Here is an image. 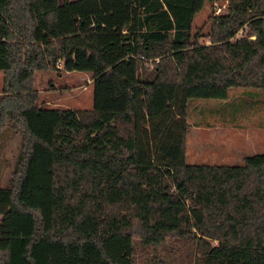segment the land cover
I'll use <instances>...</instances> for the list:
<instances>
[{
    "label": "trees",
    "instance_id": "obj_1",
    "mask_svg": "<svg viewBox=\"0 0 264 264\" xmlns=\"http://www.w3.org/2000/svg\"><path fill=\"white\" fill-rule=\"evenodd\" d=\"M206 1L0 0V151L19 136L0 264H173L179 239L197 244L186 264H264V150L233 164L185 154L190 99L264 94V0H227L199 43ZM57 59L92 72L91 107L35 103L34 71ZM110 186L141 192L127 222L96 230L100 191L119 203Z\"/></svg>",
    "mask_w": 264,
    "mask_h": 264
},
{
    "label": "rangeland",
    "instance_id": "obj_2",
    "mask_svg": "<svg viewBox=\"0 0 264 264\" xmlns=\"http://www.w3.org/2000/svg\"><path fill=\"white\" fill-rule=\"evenodd\" d=\"M226 3L227 0L206 1L194 15L192 32L198 33L199 43L210 42L208 36L201 33H205L210 28V18L213 14L226 11ZM242 31L243 29L240 28L235 35H239ZM2 85L3 71L0 69V95L4 93ZM32 90L36 92L35 103L42 106L88 108L93 104L92 72L89 70L65 69L64 65L55 61L54 67L34 71ZM213 100L219 99L192 98L189 100L187 117L193 123V127L187 135L186 161L190 163H241L244 156L263 151L264 127L260 124L264 118V94L262 89L253 86H233L229 88L226 100L221 102V107L214 112L215 114L211 113L209 109H204L206 106L211 105ZM222 126L226 134L230 132L227 137L229 143L238 147L236 152L230 146L233 150L231 156L227 155V152H221L223 148L218 144L220 140L223 142L222 138L219 139L220 134L217 133V131L222 132L220 129ZM194 132L199 138H195ZM3 145V149L0 151V185H5L8 182L19 146V136L16 134L6 138ZM236 153L239 154V157L236 156ZM102 171L108 173L106 168H102ZM145 186L146 184L141 185V187ZM141 187L136 188L134 195H132L126 193L123 188L117 189L110 186L111 197L119 202L117 207L115 204H109L110 197L104 196V192L101 190L100 203L105 206H101L98 210L94 225L95 229L107 231L111 227L127 222L128 214L131 211L130 205L139 197ZM1 198L2 196H0ZM106 207L110 211L113 208L119 210L121 216L111 219L109 213L107 215L103 213V209ZM186 223L190 224L191 220L186 219ZM173 243L175 244L173 264H186L189 257L192 258L193 255L194 257L197 255L195 241L179 239L174 240Z\"/></svg>",
    "mask_w": 264,
    "mask_h": 264
},
{
    "label": "crops",
    "instance_id": "obj_3",
    "mask_svg": "<svg viewBox=\"0 0 264 264\" xmlns=\"http://www.w3.org/2000/svg\"><path fill=\"white\" fill-rule=\"evenodd\" d=\"M225 100H226V98L219 99V100H213L212 103H211V105H209L210 107L209 106H206L204 109L205 110L209 109L211 113L212 112L214 113L215 111H217V110L220 109L221 104H222L221 102L222 101H225ZM216 117H218V115H216ZM187 119H188V117H187ZM224 119H225V116H224ZM263 120H264V118H263ZM263 120H261V122H260L261 126H263ZM192 127H193V123H191V126H190V129H189L188 133L191 131ZM220 129H221L222 132H218L217 131V133L220 134L219 135V139H221V138L223 139V142L221 140L218 141L219 146H221L223 148V149H221V152H227V155H230L231 156V155H233V150L231 149V147L234 148V150L236 152L238 150V147H236L237 145H235V144L229 143L227 137H228V135H230V132H228V134H226L225 131H224V129H223V126L220 127ZM188 133H187V135H188ZM193 134H194L195 138H199V136L197 134H195V132ZM186 146H187V140H186ZM236 156L239 157V154L236 153Z\"/></svg>",
    "mask_w": 264,
    "mask_h": 264
},
{
    "label": "built area",
    "instance_id": "obj_4",
    "mask_svg": "<svg viewBox=\"0 0 264 264\" xmlns=\"http://www.w3.org/2000/svg\"><path fill=\"white\" fill-rule=\"evenodd\" d=\"M218 9H219V7H218ZM56 61H57V63L62 64V61H61L60 59H57ZM146 63H147V62H146Z\"/></svg>",
    "mask_w": 264,
    "mask_h": 264
}]
</instances>
